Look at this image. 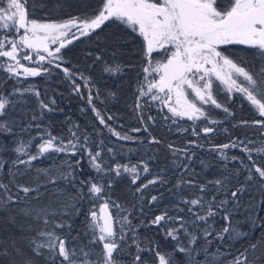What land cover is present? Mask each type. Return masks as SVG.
Here are the masks:
<instances>
[{
    "label": "trees",
    "instance_id": "1",
    "mask_svg": "<svg viewBox=\"0 0 264 264\" xmlns=\"http://www.w3.org/2000/svg\"><path fill=\"white\" fill-rule=\"evenodd\" d=\"M217 1L220 7L229 5V0ZM6 3L7 0H0V7H5ZM101 3L102 0H27L25 7L29 19L43 20L47 18L59 22L85 14L93 15ZM68 39L71 37L69 36ZM221 50L246 68L258 67L261 63L257 51L247 45L221 46ZM22 52L31 54L33 60H36L35 52L29 49H23ZM62 53L64 67H68L76 74L75 79L76 83L81 85V94L73 93L71 81L59 69L55 70L50 77L25 78L21 75L19 78H10L5 69L0 67V93L7 95L13 88L23 89L34 86L41 93L40 99L52 108L51 112L45 111L43 119H39V102L34 95L25 94L23 98L14 95L9 99L13 101L23 99L26 103H17L15 110L9 111L8 118L21 119L26 123L31 115L37 116L36 123H39L41 127L33 126L29 131L20 133L26 142L31 137H37L30 149L32 154L36 152V145L43 142L39 139V135L45 131H50L57 137H64L65 140L71 138V133L75 132L80 137L81 143H84L86 136L92 152L101 151L106 171L97 172L93 169L83 152L74 156L70 153H46L40 159L33 161L30 169H26L25 165H17L16 168L20 172H24V175H18L16 183L29 186L39 184L42 196L40 199L33 200L32 197L36 193H31L28 197L29 204H11L9 205L10 212L0 211V241L9 245V251H12L10 247L12 241H15V246L27 256L32 257L35 264H46L44 256L35 257L33 255L27 241L31 237H35L37 231L41 229L50 231L55 227V224L65 223L66 226L56 229V232L66 240L70 248L76 247L79 251L81 246H85L94 250L95 253H100L102 244H89L93 235L89 230L90 212L99 210L100 224L109 214L114 220H120L124 216L128 217L132 228L135 229L140 247L145 249L140 253L145 264H158L156 252L168 254L174 250L176 242L166 233L169 229L178 226V221L175 219L177 216L184 218L185 226L189 227V231H195L201 237L193 246V256L195 257L193 264H230L245 249H248L249 260L259 256L260 258L255 260V264H264V256L260 255L261 252H264V245H261L255 253H252L249 248V245L256 242L258 237L264 235V203H261L264 200V190L260 188L264 181H260L253 172L255 179L248 183V190L243 195L238 194V203L235 202L231 197V192L244 183L248 175L245 165L252 167V161H249L247 155L239 148H229L227 150L229 159L227 160L212 150L215 145L229 143L234 138L237 140H264V136H261L258 130L244 127L240 123L245 120L251 122L258 118L244 96L236 92L229 96L220 83L214 81V98L232 113L229 116L223 111V108L206 106L210 117L222 122L214 126L208 125L202 120L193 122L187 117H176L175 122L172 119L165 120L164 116L171 115L167 108L161 112L158 102L153 103L149 98L144 97L142 102L152 105L151 108L146 106L142 110L144 120L147 122L149 115L153 116L155 120L154 123L147 122L148 131L145 132L135 110L137 88L144 81L145 73L142 69L147 63L144 40L137 30L133 31L131 27L120 21H106L89 35L72 40L62 49ZM164 55L163 51H154L151 58L159 61ZM21 62L26 66H36L30 61L22 60ZM116 65H120L123 70L115 75L104 71L105 66L114 67ZM20 71L22 72V69ZM81 73L91 80L93 104L101 116L116 131L134 139L120 140L111 135L99 123L92 106L88 104V89L79 79ZM149 79L152 77L150 76ZM109 92L115 93V97L110 96ZM53 98L55 104H51ZM22 112L27 113V116H22ZM109 116L112 117L111 120H108ZM194 126H198L197 131L205 126H213L216 130L207 136L201 133L199 137H195L192 135ZM136 128H140L141 131H132ZM225 128L228 129L227 132L224 131ZM183 129H188V131L185 132ZM16 131L19 132V129ZM151 137H156L161 142L150 144L148 141ZM10 139L11 137H3L7 151L0 153L5 161L3 170H0V179L9 184L15 195L17 194L16 188L11 184L8 172L11 161L16 159L17 154L12 151L14 145L7 143ZM45 139H47L46 136ZM193 139L203 147L190 146V151L195 153L191 161L182 152L173 155L168 148V145L172 144L177 149H183L188 141ZM101 140L103 145H100ZM109 148L113 149V152H108ZM231 157H237V159L233 160ZM20 158L26 159L27 157L21 156ZM77 160L80 161L79 166H76ZM141 161L148 164L149 172H143ZM202 161L203 163H201ZM253 161L257 166L264 167V154L256 155L254 152ZM186 163L189 164L188 169L183 167ZM117 164L129 167L137 166L139 176L135 183L132 182L135 178L134 174L125 172L123 169L119 176L115 172L107 173L108 169L114 168ZM69 165L72 167L70 168ZM38 170L44 171H40L38 175ZM68 171H74L76 175V180L71 183L69 180L60 178L62 172ZM157 176L160 179L156 183H148ZM224 177H227L228 180L223 188H218L214 183H208ZM89 178L103 186L104 191L98 197L88 195V187H82L79 184V181ZM188 180H194L197 186L189 187L183 183ZM199 184L206 185V191L202 193L205 201H210L213 196L217 203L221 200L228 201L218 216L210 217L207 221V224L212 225V228L209 229L212 235L208 237L211 241V244L208 245V252L217 254L219 259L209 256L206 261L202 251L200 255L196 254V249L205 245L203 229L207 225L204 222H198L193 227L189 223L194 219L187 210L189 206L181 202L185 197L192 199L201 195ZM143 185H147V187H142ZM78 191L83 198H78L73 202L70 197H75ZM0 195H3V192H0ZM19 195L23 196V193H19ZM153 196L156 197L154 201L152 200ZM105 202H108V207L105 208L106 215L101 217L100 209ZM73 203V207H68ZM114 204L119 205V209ZM33 206H50L51 209H54V213L49 216L51 223L45 226L42 218L37 221L31 216L19 214L20 208ZM179 209L184 210L179 211ZM194 211L203 215L207 211V205L204 209L197 208ZM225 211L230 214L228 223L223 219ZM165 215L166 220L161 221L159 225L152 223L156 216ZM9 216L15 217V221L10 222ZM167 217L172 219L169 221ZM68 224L71 225L70 228L67 226ZM21 226H23V230ZM29 226H31L30 229ZM226 226L230 231L224 234L223 242H221L216 233L221 232ZM114 227L118 229L119 225L115 224ZM236 232L247 233V235L236 238ZM180 237L186 245L187 237L183 232L180 233ZM121 248L123 251L116 258L120 260L121 264H132L133 258L137 254L136 245L132 243V232L127 233L126 242L121 245ZM45 255H47L46 250ZM175 259L180 264H184L185 257L181 254L177 253ZM16 260L19 264L21 257H16Z\"/></svg>",
    "mask_w": 264,
    "mask_h": 264
},
{
    "label": "snow or ice",
    "instance_id": "2",
    "mask_svg": "<svg viewBox=\"0 0 264 264\" xmlns=\"http://www.w3.org/2000/svg\"><path fill=\"white\" fill-rule=\"evenodd\" d=\"M26 2L27 0H7L6 6L0 7V57L8 58L7 61L0 63V67L5 69L10 78H19L21 75L25 78L50 77L55 70L59 69L71 81L73 93L80 95L81 85L76 83V74L68 67H64L62 49L67 44H70L72 40L79 39L80 36L89 35L95 29L100 28L106 21H120L131 27L133 31L138 29L146 42L145 58L147 63L142 69L145 77L144 81L138 85V95L135 104L137 118L143 125V131H148L147 122H155L154 117L151 115L147 117V122L144 120L142 110L146 106L148 108L152 106L142 102L144 97L149 98L153 103L158 102L161 112H163L164 108H167L168 113L171 115L164 116L163 119L165 120L172 119L175 122L176 117H187L193 122L202 120V122L213 126L222 123L212 119L206 109V106L223 108L226 114L232 115L227 107L218 103L214 98L212 77L215 76L216 79L229 86V91L242 94L258 117L251 120V122L245 120L240 123L244 127L258 130L260 135L264 136V0H231L230 6L223 11L216 6L217 0H158V2L157 0H102L100 7L93 15L85 14L59 22L51 21L47 18L43 20L29 19L25 7ZM21 30H23V34H20ZM69 36L71 39H68ZM50 44L58 46L50 48ZM232 44L247 45L255 49L261 61L259 66L246 68L221 50V46ZM22 49L34 50L36 60H33L31 54L23 53ZM157 49L163 50L164 54L167 55L166 62H153L151 59L152 53ZM22 60L30 61L36 66H26L21 62ZM208 65L210 67H207ZM21 69L22 72L20 71ZM224 69H228V72L225 73ZM122 70L120 65L114 67L105 66L104 68L105 72L113 75ZM156 75H158V79L155 78ZM150 76L152 79H149ZM79 79L83 81L84 87L88 89V104L92 106V110L99 118V123L104 125L111 135L120 140L134 139L128 135H121L120 132L107 123L93 104L94 98L90 88V78L81 73L79 74ZM188 89L194 94L191 99L186 91ZM25 94H32L38 100L40 107L39 119H43L45 111H52L50 105L40 99L41 93L34 86L23 89L19 87L13 88L7 95L0 93V153L7 151L3 137H11L7 143L14 145L12 151L17 154L16 159L11 161V167L8 172L10 182L15 185L17 194L14 195L9 184L0 179V192H3V195H0V211L10 212L9 205L11 204H29L28 197L31 193H36L32 197L33 200L40 199L42 193L40 192L39 184L29 186L16 183V177L24 175V172H20L16 166L25 165L26 169H30L32 162L40 159L46 153H70L74 156L79 152H83L93 169L97 172L106 171L102 162L101 151L97 150L93 153L88 146V138L85 136L84 143H81L80 137L75 132L71 133V138L65 140L64 137H57L52 135L50 131H45L39 135V139L43 142L36 145V152L32 154L30 149L37 137H31L26 142L20 136V133L29 131L33 126L40 128L41 125L36 123L37 116L31 115L26 123L21 119L8 118L9 111L15 110L17 103H26L23 99L13 101L9 97L19 95L23 98ZM109 95L115 97L113 92H109ZM51 104H55L54 98L51 99ZM21 115L27 116V113L22 112ZM111 119L112 117L109 116L108 120ZM22 124L23 126H21ZM213 126H205L199 131H197L198 126H194L192 135L199 137L201 133L205 136L212 134L216 130ZM16 129H19V132ZM132 131L140 132L141 129L136 128L132 129ZM183 131L187 132L188 129H183ZM224 131L227 132L228 129L225 128ZM45 136L47 139H45ZM141 142L143 143V141ZM160 142L156 137H151L148 141L150 144H158ZM100 145H103L102 140ZM191 145L203 147V145L198 144L197 140L193 139L188 141V144L183 149H177L172 144H169L168 148L173 155L182 152L191 161L192 156L195 155L194 152L190 151ZM229 148H239L241 152L247 155V159L252 161V167L245 165L248 175L244 183L231 192V197L238 203V194L243 195L248 190V183L255 179L253 172L260 181H264V167L257 166L253 161L254 152L256 155L264 154V140H237L234 138L229 143L215 145L212 150L218 151L227 160L229 157L225 155L224 150ZM108 152H113V149L109 148ZM21 156L27 158L21 159ZM231 159L234 160L237 157H231ZM79 163L80 161L77 160L76 166H79ZM140 163L143 165V172L147 173L150 171L146 162L141 161ZM4 165V158L0 155V170H3ZM69 167L71 168L72 166L69 165ZM183 167L188 169L189 164L186 163ZM121 169L125 172L133 173L135 178L132 182L135 183L136 178L139 176L136 165L129 167L117 164L114 168L108 169L107 173L115 172L119 176ZM40 171L44 170H38V175ZM45 174H47L46 171ZM60 178L69 180L71 183L76 180V175L74 171L62 172ZM158 179H160L159 176L148 183L154 184ZM227 180L228 178L224 177L208 183H214L218 188H223ZM183 183H186L189 187L197 186L194 180H188ZM79 184L82 187H88V195L90 196L98 197L104 191L103 186L93 182L91 178L81 180ZM142 187H147V185ZM198 187L201 195L192 199L185 197L181 201L189 206L187 210L194 217L189 223L193 227L198 222H204L207 225L203 229L205 245L200 249H196V254L200 255L202 251L206 261L209 256L219 259L217 254L208 252V245L211 244L208 237L212 235L209 229L212 228V225L207 224V221L210 217L218 216L228 201L221 200L217 203L215 196L210 201H205L202 193L206 191V185L199 184ZM260 188L264 190V183L260 185ZM19 193H23V196H20ZM78 198H83L79 191L75 197H70L73 202ZM152 200H156V197L153 196ZM261 203H264V200ZM205 205H207L205 214L200 215L194 211L197 208L204 209ZM73 206L74 203L68 205V207ZM114 206L118 209L120 207L116 204ZM107 207L108 202H105L102 208ZM183 210L179 209V211ZM18 211L19 214L31 216L37 221L42 218L43 224L47 226L51 223L49 216L55 210L51 209L50 206H33L20 208ZM229 216L230 214L225 211L223 219L226 223L229 222ZM90 217L89 230L93 235L89 244H102L100 253H95L94 250L85 246H81L79 251L76 247L70 248L66 240L56 232V229L64 228L66 226L65 223L55 224V227L50 231L45 229L37 231V235L27 241L30 251L35 257L44 256L46 264H121L116 257L123 251L121 245L126 242L127 233L132 232V243L137 248V254L134 256L132 264H145L140 255L145 249L140 247L135 235V229L132 228L131 221L127 216L122 217L120 220H114L109 214L108 217L104 218L102 224L97 219L96 211H91ZM171 219V217H167V220L170 221ZM175 219L178 221V226L169 229L166 233L168 237H171L176 242L175 248L168 254L156 252L158 264H180L175 259L177 253L185 257L184 264H193L195 260L193 246L197 244L201 237L195 231H189V227L185 226L186 222L182 216H177ZM9 220L14 222L15 217L9 216ZM165 220L166 215L156 216L152 223L159 225L161 221ZM115 224L119 225L118 229L114 227ZM67 226L71 227L70 224ZM21 227L23 230V226ZM229 231V227L226 226L221 232H217L216 236L223 242L224 234L229 233ZM181 232L187 237L186 245L181 241ZM246 235L247 233H235L236 238ZM261 245H264V235L258 237L256 242L249 245V248L252 253H255ZM10 247L12 248L11 252L9 251V245L4 241H0V264H17L16 257H21L19 264H35L32 257L27 256L26 253L15 246V241H12ZM45 250L47 255H45ZM260 255L264 256V252H261ZM259 258V256H255L253 260H249L248 249H245L230 264H255V260Z\"/></svg>",
    "mask_w": 264,
    "mask_h": 264
},
{
    "label": "rangeland",
    "instance_id": "3",
    "mask_svg": "<svg viewBox=\"0 0 264 264\" xmlns=\"http://www.w3.org/2000/svg\"><path fill=\"white\" fill-rule=\"evenodd\" d=\"M157 2H158V0H157ZM218 2V1H217ZM230 3H231V0H229V5L228 6H225V7H223V6H219L218 4H216V6L220 9V10H225L227 7H229L230 6ZM7 4V3H6ZM6 4H5V6H6ZM73 31H75V30H73ZM137 31H138V29H137ZM139 32V31H138ZM20 34H23V30H21V33ZM79 33H77V35H78ZM143 37V36H142ZM143 40H144V37H143ZM144 44H145V49H146V42L144 41ZM57 45H49V47L50 48H54V47H56ZM23 50V49H22ZM30 50V49H29ZM30 51H33V52H35L34 50H30ZM156 51H163V50H159V49H157ZM152 60H153V62H155L156 60L155 59H153V58H151ZM8 60V58H4V57H0V63H3L4 61H7ZM166 60H167V55H164L159 61L160 62H166ZM8 62H11V61H8ZM207 67H210V65H208ZM225 73L226 72H228V69H224L223 70ZM155 78L156 79H158L159 77H158V75H156L155 76ZM212 79H213V82L214 81H216V82H219L220 83V85L223 87V89H224V91L230 96L233 92H235V91H229V86L226 84V83H224V82H222L221 80H219V79H216V77L215 76H213L212 77ZM187 92H188V94H189V98L191 99V98H193V96H194V94L193 93H191V90L190 89H188V90H186ZM171 103V102H170ZM94 112V111H93ZM95 113V112H94ZM95 115H96V113H95ZM96 117H97V115H96ZM97 119L99 120V118L97 117ZM104 126V125H103ZM107 129V128H106ZM108 130V129H107ZM122 135V134H121ZM227 150L228 149H226V150H224L225 151V155H227ZM218 156H221L220 155V153L218 152V151H214ZM228 156V155H227ZM222 157V156H221ZM99 210L97 211V219L99 220ZM100 222V221H99ZM98 228V227H97Z\"/></svg>",
    "mask_w": 264,
    "mask_h": 264
},
{
    "label": "water",
    "instance_id": "4",
    "mask_svg": "<svg viewBox=\"0 0 264 264\" xmlns=\"http://www.w3.org/2000/svg\"><path fill=\"white\" fill-rule=\"evenodd\" d=\"M100 215H101V217H104L106 215L105 208L100 209Z\"/></svg>",
    "mask_w": 264,
    "mask_h": 264
}]
</instances>
